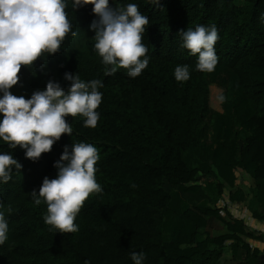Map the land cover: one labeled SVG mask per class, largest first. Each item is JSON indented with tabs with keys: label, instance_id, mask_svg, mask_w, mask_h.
Segmentation results:
<instances>
[{
	"label": "trees",
	"instance_id": "trees-1",
	"mask_svg": "<svg viewBox=\"0 0 264 264\" xmlns=\"http://www.w3.org/2000/svg\"><path fill=\"white\" fill-rule=\"evenodd\" d=\"M109 3L137 4L148 17L149 64L136 78L122 68L106 76L94 50L93 5L73 9L67 0L77 35L69 33L57 53L22 66L10 91L29 99L49 80L67 91L65 73L99 79L100 119L90 128L82 116L67 117L72 135L63 134L36 161L0 140V154L22 165L0 182V210L9 225L0 264H134L133 252L145 254L143 264H264V250L251 243H264V234L228 210L264 221V98L254 93L264 85V62L255 55L264 49V0ZM201 25L218 30L211 73L198 71V57L182 47L180 32ZM178 65L189 66L187 81L175 79ZM212 86L219 90L218 108L211 104ZM79 142L99 150L96 180L103 191L86 200L78 231L62 234L45 223L47 206L36 205L30 193L39 194L45 177L56 178L54 163L65 146L71 151Z\"/></svg>",
	"mask_w": 264,
	"mask_h": 264
},
{
	"label": "clouds",
	"instance_id": "clouds-1",
	"mask_svg": "<svg viewBox=\"0 0 264 264\" xmlns=\"http://www.w3.org/2000/svg\"><path fill=\"white\" fill-rule=\"evenodd\" d=\"M88 4L93 5L97 17L90 28L95 32L94 50L106 66L105 75H114L121 68L131 78L141 75L149 64L148 48L143 42L148 17L141 14L137 4L112 7L109 0H73V9ZM66 9L67 0H0V140L11 149H24L26 158L33 161L50 152L63 134L72 135L67 117L82 116L84 126L90 128L97 127L100 119L97 109L102 103L99 88L103 83L99 79L84 81L77 73H65L64 78L70 81L67 91L53 80L47 82L46 90L34 92L29 99L10 91L19 81L22 66L31 67L45 54L57 53L69 33L77 35ZM180 35L182 47L198 57L196 69L214 71L218 63L216 26L201 25ZM174 76L178 82L187 81L189 66H176ZM99 159V150L93 144L75 143L71 151L65 146L53 165L58 169L56 178L45 177L39 194L35 190L30 193L36 205L42 200L46 204L44 220L51 228L62 234L78 231L75 220L86 200L103 191L96 180ZM21 168L11 154H0V182L7 183L13 169L20 172ZM11 211L9 206L7 212ZM8 231L5 212L0 210V245L8 239ZM131 259L134 264H143L145 254L133 252Z\"/></svg>",
	"mask_w": 264,
	"mask_h": 264
},
{
	"label": "rangeland",
	"instance_id": "rangeland-1",
	"mask_svg": "<svg viewBox=\"0 0 264 264\" xmlns=\"http://www.w3.org/2000/svg\"><path fill=\"white\" fill-rule=\"evenodd\" d=\"M255 55L257 56V61L259 63H262L264 62V49L260 48L258 49L256 52H255ZM219 90L212 86L211 88V104L215 107V108H218V98H217V94H218ZM254 93L259 97V98H264V85H261L257 88H254ZM259 127H260V130L263 134V137H264V122H260L259 123ZM262 152L264 153V138H263V144H262ZM228 210L230 212H233L237 215H241L240 213L242 214H245L241 211H238V209H234L232 207H228ZM189 218H191L193 221L197 222L198 224H201L200 222H198L197 220H195L193 217H191L189 215ZM245 221H247L248 225L251 227V228H254L255 230L257 231H263L264 230V223H259L253 219H251L250 217H248L246 214H245ZM253 245H257L259 246V248L263 245L261 244L260 242H256V241H252L251 242Z\"/></svg>",
	"mask_w": 264,
	"mask_h": 264
},
{
	"label": "crops",
	"instance_id": "crops-1",
	"mask_svg": "<svg viewBox=\"0 0 264 264\" xmlns=\"http://www.w3.org/2000/svg\"><path fill=\"white\" fill-rule=\"evenodd\" d=\"M263 155H264V153H263ZM241 215L239 216V215H237V216H239V217H241V218H245V215L244 214H242V213H240ZM246 222V225L247 226H249L248 225V223H247V221H245ZM259 223H264V221L263 222H259ZM250 227V226H249ZM251 228V227H250ZM251 229H253V230H255L254 228H251ZM257 231V230H256ZM258 232H261V233H263L264 234V230L263 231H258ZM261 243V242H260ZM261 244H263L260 248H259V246H257V245H253L254 247H257V248H259L260 250H264V243H261Z\"/></svg>",
	"mask_w": 264,
	"mask_h": 264
}]
</instances>
